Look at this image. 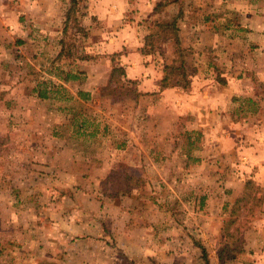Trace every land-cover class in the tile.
I'll list each match as a JSON object with an SVG mask.
<instances>
[{
	"label": "rangeland",
	"instance_id": "374dc122",
	"mask_svg": "<svg viewBox=\"0 0 264 264\" xmlns=\"http://www.w3.org/2000/svg\"><path fill=\"white\" fill-rule=\"evenodd\" d=\"M57 1L39 15L30 0H0V264H154L142 241L155 223L169 228L166 235L174 225L194 226L186 251L195 264H208L203 244L210 241L216 256L224 249L220 264H253L245 246L262 241L250 231L261 189L249 185L239 211L227 209L215 222L222 235L204 232L217 206L201 201L213 165L205 169L210 137L195 118L206 112L204 82L248 74L258 47L243 43L236 26L214 37L223 25L207 7L184 0L177 15L161 6L148 21L144 49L152 55L146 64L161 63L168 79L156 82L158 92L142 91L138 79L112 74L124 70L117 56L85 49V0L75 7L80 26L69 22L65 37L61 18L72 0L63 9ZM45 13L61 23L54 32L72 45L69 57H59L60 40L41 26L51 18ZM172 22L175 33L164 40L155 25ZM233 99L238 112L252 111ZM212 123L219 143L220 122ZM165 253V264H188L171 247Z\"/></svg>",
	"mask_w": 264,
	"mask_h": 264
},
{
	"label": "crops",
	"instance_id": "0c3cea01",
	"mask_svg": "<svg viewBox=\"0 0 264 264\" xmlns=\"http://www.w3.org/2000/svg\"><path fill=\"white\" fill-rule=\"evenodd\" d=\"M64 1L67 2L66 5H63L60 0L56 7L63 9L70 5L69 0ZM56 2L59 1L30 0L28 6L34 8L39 14L41 8L52 7ZM84 5L88 7L86 16L81 20L82 26L85 27L88 34L87 48L85 49H91L95 54L117 56L116 61L120 62L127 77L138 79L142 91L146 85L148 88H152V92H158L156 82L165 77V71L161 63L154 65L151 64L153 63L151 61L146 64V59L152 56L146 54L144 49V40L149 33L148 26H150L148 21L154 16V13H157L156 9L161 6L172 9L176 7L175 13L178 15L180 8L186 7L184 0H85ZM196 6L197 8L199 6L207 7L209 13H214V16L218 18V24L223 25L222 29L219 28L220 32L213 28L214 37L216 36L218 39V35H221L223 29H231L236 26L237 32L244 34L242 36L245 39L243 43L251 41L260 51V57L245 69L249 71L248 74L242 73L241 76L236 75L234 78L231 76L222 77L223 81L219 80L220 82H204L202 87L206 89L205 95L208 97L204 103L206 112L195 120L199 121L197 129L203 128L210 137V140L208 138L207 141L205 155L211 154V157H208L205 169H208V164L213 165L210 166L212 170H208V174H210L203 182L204 185L211 187L208 189V194L201 198V201L208 205L215 203L217 206L216 211L213 212L211 209L210 216L205 214L207 224L206 229L203 230L207 232V235L209 234V237H218L220 233L222 235V226L218 225L217 227L215 222L222 219L221 215L224 216L230 212L238 201L244 199L246 183L251 181L250 185L255 184L260 187L261 196L258 197L260 200L259 210L253 213L255 218H252L250 231L259 234L262 241L249 242L245 248L247 251H253L251 258L253 264H264V93L257 94L258 90L264 88V0H189L190 8ZM201 11L206 16L209 14L205 13L204 9ZM55 15L45 13V18H51L41 25L45 30L51 32L48 35L49 38L62 36L60 30L54 32V27L57 24L61 25L59 21H53ZM64 20L63 13L61 22ZM210 21L212 20L210 19ZM60 38L57 37V40ZM221 38H223L222 35ZM237 46L242 48L241 44H237ZM220 69L227 71L225 66ZM234 97L239 99L240 104L252 105V111L238 112L237 109H234ZM198 99L203 98L201 96ZM195 114L198 113L195 112ZM204 116L208 120L206 123L200 124ZM212 120L220 122L219 131L222 130L220 138H218L219 143L211 138L215 137L213 132H216L211 129L214 126L213 123L211 124ZM209 127L210 129H208ZM216 170H218V174H216ZM211 173L214 176H211ZM206 209L204 212L208 211ZM148 228L153 233L146 236L148 238L143 239L142 244L146 250L145 256H150V260L155 262L154 264L169 262L166 261V246L173 248L172 257L185 259L188 264H195L196 258L191 257V250L186 251L187 244L193 240L191 231L198 232L194 226L189 228L185 225L183 227L174 225L170 230L172 233L169 235H166L169 228H166L164 224L155 223L148 225ZM215 242L217 241L215 240ZM203 245L207 253L210 251L207 259L208 264H220L222 261H219L216 256L211 241ZM216 245L218 243L214 246Z\"/></svg>",
	"mask_w": 264,
	"mask_h": 264
},
{
	"label": "trees",
	"instance_id": "16d2710c",
	"mask_svg": "<svg viewBox=\"0 0 264 264\" xmlns=\"http://www.w3.org/2000/svg\"><path fill=\"white\" fill-rule=\"evenodd\" d=\"M77 6H78V0H72V2H71V7L69 8V10L67 11V13H66V18H65V22H64V27H63V30H62V33L64 34V37H65V35H66V32H67V29H68V24H69V22H73L74 23V25H75V27H79L80 25L78 24V21H77V19L75 18V7H76V10H77ZM155 27H157V30H159V31H161L163 34H164V40H167V39H169V33H175V27H174V23L172 22L171 24H161V23H157L156 25H155ZM60 44H61V51L59 52V57H61V56H67V57H69V55L71 54L70 53V48H71V44L70 43H66L65 41H64V39H62V40H60ZM114 71L112 72V74L113 73H115L116 71H120V74L121 75H123V78H125V71L123 70V69H113ZM68 78L69 79H75L76 77L74 76H68ZM167 79H168V77H167V75L163 78V80L161 81V84L162 85H164V83L165 82H167ZM68 80V79H67ZM38 93V97L39 98H41V99H46L47 98V96H46V94H45V92H42V93H40L39 91L37 92ZM251 182V181H250ZM250 182L248 181L247 183H246V186H245V190H244V199L247 197V188L249 187V185H250ZM244 199H242V200H240V201H238L234 206H233V208L231 209V213H235V212H237V211H239V207H237V205H239V203L241 202V201H244ZM225 248V247H224ZM222 250H224V249H221L219 252H218V259H219V261H221V253H222ZM202 256H203V258H204V260H206L205 258H206V255H205V250L204 249H202ZM207 262V261H206Z\"/></svg>",
	"mask_w": 264,
	"mask_h": 264
}]
</instances>
